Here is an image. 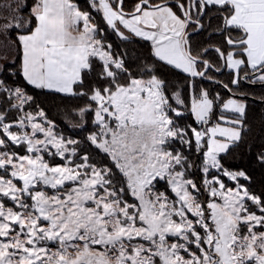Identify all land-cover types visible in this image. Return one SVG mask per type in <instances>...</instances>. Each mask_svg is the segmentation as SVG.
<instances>
[{
    "label": "snow or ice",
    "instance_id": "snow-or-ice-1",
    "mask_svg": "<svg viewBox=\"0 0 264 264\" xmlns=\"http://www.w3.org/2000/svg\"><path fill=\"white\" fill-rule=\"evenodd\" d=\"M0 49V264H264V187L226 163L264 0H0Z\"/></svg>",
    "mask_w": 264,
    "mask_h": 264
},
{
    "label": "trees",
    "instance_id": "trees-1",
    "mask_svg": "<svg viewBox=\"0 0 264 264\" xmlns=\"http://www.w3.org/2000/svg\"><path fill=\"white\" fill-rule=\"evenodd\" d=\"M78 2L81 4V6H86V0H78ZM129 3H131V0H129ZM205 38L206 37L204 36H198L194 39L200 41ZM2 53L3 49H0V54ZM29 91H32L31 88H29ZM261 94H264V90L257 88L255 91V97L259 99V96ZM40 99H43V97H41ZM57 103L58 101H52L51 99L46 102V107L48 108L49 114L54 118L57 117ZM250 107V117L255 118L257 125L253 135L249 138L252 146L250 149L248 146H241L239 149L234 151L231 156L227 158L226 163L228 165L246 167L252 170L256 179V184L254 185V187L257 191H259L260 188L264 187V183H262V181H264V172H262L261 169L256 166L254 154L259 149L261 143L264 142V140L261 139V137L264 136V133H261L259 131V117L261 113L264 112V104L256 101H251ZM67 131L71 132L72 129H67Z\"/></svg>",
    "mask_w": 264,
    "mask_h": 264
},
{
    "label": "water",
    "instance_id": "water-1",
    "mask_svg": "<svg viewBox=\"0 0 264 264\" xmlns=\"http://www.w3.org/2000/svg\"><path fill=\"white\" fill-rule=\"evenodd\" d=\"M254 101H256V102H260L259 99H257V98H256Z\"/></svg>",
    "mask_w": 264,
    "mask_h": 264
}]
</instances>
